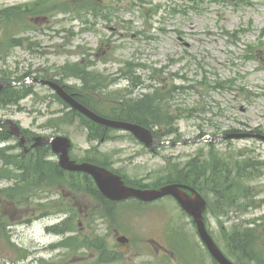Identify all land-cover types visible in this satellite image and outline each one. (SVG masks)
<instances>
[{
	"label": "rangeland",
	"instance_id": "1",
	"mask_svg": "<svg viewBox=\"0 0 264 264\" xmlns=\"http://www.w3.org/2000/svg\"><path fill=\"white\" fill-rule=\"evenodd\" d=\"M32 1L0 0V9L13 4L26 6ZM67 1L72 12L66 15H49L48 7L43 6L32 16L26 14L33 23L17 22L19 28L31 30L14 37L19 41V37L28 35L32 43L27 45L20 41L21 45L8 49L7 57L0 60V77L16 72L15 69L23 71L28 66L43 74L48 71L53 74L57 66L67 61L65 71L68 78L63 81L79 85L81 73L88 92H80L92 99L94 106L105 101L106 97L123 101L121 94L127 95V89L135 86L136 89L131 90L134 91L132 97L147 91L146 85L154 84L164 91L175 82L184 84L185 88L192 86V89L177 91L170 101L172 106H178L186 113L192 108L196 115L177 121V132L170 136L173 141L220 135L231 129L264 131V0H88L90 6L98 3V8L104 9L98 10L102 14L97 19L86 15L88 22L84 21L85 15L73 9V6L78 8L80 0ZM11 36L0 17V40L10 41ZM80 59V64L73 70L72 65ZM130 68H133L131 72L138 77L141 87L134 86L136 81H131L125 74ZM214 84L215 87L208 88ZM32 87L39 95H47L45 101L27 96L18 104L22 109L15 105L0 106V118L17 121L29 133L65 135L72 141V158L97 156L129 180L150 184L167 177L168 169L173 165H183L197 156L207 159L219 152L222 159L232 162L244 158L259 162L260 176L248 179L244 184L257 193L253 206L243 208L240 201L229 203L226 200L222 208L220 203H213L210 193L205 195L209 202L206 225L224 253L229 255L224 233L231 231L234 225L246 226L252 220L264 219L263 141L243 138L215 142L214 145L187 142L163 145L151 153L128 133L115 130L109 132L108 139L98 144L95 150L96 142L88 140L87 129L79 120L57 127L44 126L50 118L67 113V109L52 101L53 91L49 87L41 84ZM90 90L97 92L89 93ZM100 90L102 93L98 92ZM15 142L10 138V144ZM0 167L6 169L1 162ZM2 172L0 170V174ZM69 182L66 180V186L72 192L75 185L71 180ZM8 184V180L0 178V217L11 226V240L26 254L23 257L20 251V258H17L14 249L0 246V264H175L176 261H169L162 255L164 252L160 248L166 247L179 257L190 249L193 254L197 253L196 257L199 255L201 259L202 255L208 264H213L190 218L169 196L150 205L136 200L118 209L115 222H120V233L132 240L131 251L118 259L110 254L120 248L114 228L108 225V221L98 218L99 212L88 226L84 216L75 208L72 220L77 231L76 222L80 223V233L68 242V247H60L56 243L62 236L48 232L46 227L63 216L39 217L41 210H34L32 220L26 223L24 219L28 215L24 213L28 210L10 208L1 195V189ZM62 187H59L61 192ZM54 191L43 201H59V190L55 188ZM74 196L76 207L84 213V204L91 203L92 199L85 193ZM59 205L60 208L52 207V204L48 207L55 211L66 210L63 201ZM229 206L232 208L228 209ZM222 209H228V212L213 214ZM97 234L104 240L94 239ZM82 246L88 247L87 250L81 249ZM255 251L264 264V242H258ZM249 264L260 262L253 259Z\"/></svg>",
	"mask_w": 264,
	"mask_h": 264
},
{
	"label": "trees",
	"instance_id": "2",
	"mask_svg": "<svg viewBox=\"0 0 264 264\" xmlns=\"http://www.w3.org/2000/svg\"><path fill=\"white\" fill-rule=\"evenodd\" d=\"M56 5H58L57 0H40L26 7L12 6L0 10L2 23L4 26L7 24V31L12 35L10 41L3 40V43H0V53L7 51L12 44H19L20 41L25 40L24 37H20L18 41L14 36L24 33L29 29L28 27L19 28L17 26V22L20 20L30 22L25 20L26 14L32 16L43 6L52 9L56 7ZM97 5L99 6L98 3L90 6L89 1L84 0V3H82V0H80L78 8L73 6V9L78 13L84 12L86 14L90 12L96 15L98 10H102L99 9ZM60 9L64 12H72V9L68 8L66 5V2L60 5ZM7 42L12 44L9 45ZM76 67L77 65H74L72 69L75 70ZM83 73H85V71ZM26 75L27 74L23 73L18 76H10V73H8L5 77L10 80H20ZM80 76L83 75L80 73ZM151 87V92L143 93L137 97L124 98L123 101L116 97H106L103 102L105 103L107 101V103H110L105 105L108 106V109H106L108 117L133 121L145 127H153L159 137L174 134V132H176L175 121L184 113L178 108V116L175 117L171 115L169 112L170 106H168V96L171 91L165 92L162 91L161 88ZM82 89L88 92L84 76L82 78ZM92 91L95 90H90L89 93ZM26 92L27 89H18L8 86L0 92V102L3 104L16 103ZM105 96L106 95H104V97ZM78 99L94 111L99 110L103 112L104 110L103 102H101L98 107L96 103L95 107L93 102H89L92 99L86 96H78ZM119 100L120 104L117 105L116 102ZM71 114H73V111H71ZM69 118H72V115H69L68 119ZM86 124L90 129L89 137L100 138L106 133L105 128L101 125L95 124L89 120H86ZM7 138L8 135L0 132V140H6ZM5 151L6 148H0V156L4 159L7 158ZM48 151L49 147L43 145L30 153L21 152L17 155V158H14V156L7 158L8 163H12L15 169L18 170L13 185L1 191V195H4V199L8 204L11 206H19V203L23 204L24 201L29 203V199L31 203V197L37 194L40 188L46 185H57L61 181L60 178L67 174L70 175V180L75 183L77 188L81 187L78 186L80 180L77 174L64 172L53 161L45 160V154ZM0 176H2V174H0ZM258 176H260V171L259 162L257 161L244 158L232 162L229 159H222L219 155H209L207 159H202L197 156L188 160L183 165L171 166L168 169L167 177L162 179V182L159 184L167 182L186 183L193 186L201 193H204V195H207V192L210 193L214 200L213 203L215 205L220 203L222 208L226 200L229 203H232V201H240V206L246 208L247 206H253L256 199L251 187L244 186V184L246 180H251ZM82 184V188H85L86 191L92 194L102 205L105 207L112 206L110 204L111 202L104 198L97 190L91 178L85 176ZM33 191H35V193H32ZM229 207L228 209L232 208L231 206ZM228 209L226 211H224V209L218 210L217 213L213 214L215 216L224 214L228 212ZM68 227L72 229L71 226ZM51 230L56 233H62L63 230H65V226L61 227L57 224L54 225ZM223 240L228 253L237 263L249 264L253 259H258L261 264L262 259H259V256L256 254L255 247L258 242H264V219L260 221L252 220L246 226L234 225L231 231L223 234ZM1 241L5 242L12 249L20 252V249L10 241L7 222L0 217V242Z\"/></svg>",
	"mask_w": 264,
	"mask_h": 264
},
{
	"label": "water",
	"instance_id": "3",
	"mask_svg": "<svg viewBox=\"0 0 264 264\" xmlns=\"http://www.w3.org/2000/svg\"><path fill=\"white\" fill-rule=\"evenodd\" d=\"M53 87L56 92L63 98L70 106L74 109L78 110L80 113L87 116L89 119L105 125L107 127L117 128V129H125L130 131L135 137L138 138L139 141L143 142L146 146H150L155 137L152 136L151 132L137 124L111 120L104 117H101L90 109L86 108L82 104L75 101L70 95H68L60 86L55 83L43 81ZM3 84H11L10 82H1L0 88ZM10 123V133L16 134L20 136V143H23L22 135L19 131V128L12 122ZM248 134H229L225 137H243ZM264 139V136H261ZM35 143L33 146L41 143H50L53 151L59 153V165L67 170H75V171H84L93 176L95 179L99 189L101 192L112 200H119L128 198L130 196L137 197L141 200L150 201L157 198H160L165 195H172L179 202L181 207L193 217V220L196 224L197 231L200 239L207 247L208 251L212 255V257L219 264H233L229 261L224 254L219 250L209 233L207 232L205 225L203 223L202 213L206 207V203L204 199L192 188L183 184H168L162 186L158 189H135L131 187H127L123 184L120 178L111 172L107 171L104 168L88 164L81 163L75 164L74 161L69 159L68 149L70 147V141L68 138L57 136L55 138H42L36 137L34 138ZM162 141H157V144H161ZM167 143V142H166ZM185 190H190L191 195H188Z\"/></svg>",
	"mask_w": 264,
	"mask_h": 264
},
{
	"label": "bare ground",
	"instance_id": "4",
	"mask_svg": "<svg viewBox=\"0 0 264 264\" xmlns=\"http://www.w3.org/2000/svg\"><path fill=\"white\" fill-rule=\"evenodd\" d=\"M3 141H5V140H0V145L1 146H3V143H4Z\"/></svg>",
	"mask_w": 264,
	"mask_h": 264
},
{
	"label": "flooded vegetation",
	"instance_id": "5",
	"mask_svg": "<svg viewBox=\"0 0 264 264\" xmlns=\"http://www.w3.org/2000/svg\"><path fill=\"white\" fill-rule=\"evenodd\" d=\"M85 208L87 209V206H85ZM203 262H204V258H203ZM205 264V263H204Z\"/></svg>",
	"mask_w": 264,
	"mask_h": 264
}]
</instances>
